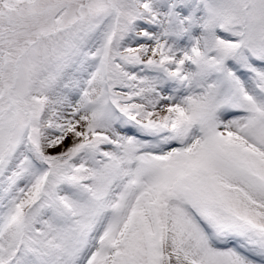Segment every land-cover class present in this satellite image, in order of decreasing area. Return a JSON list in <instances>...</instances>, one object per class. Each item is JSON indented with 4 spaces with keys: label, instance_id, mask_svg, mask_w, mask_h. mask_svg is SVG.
Instances as JSON below:
<instances>
[{
    "label": "snow or ice",
    "instance_id": "6c2138e0",
    "mask_svg": "<svg viewBox=\"0 0 264 264\" xmlns=\"http://www.w3.org/2000/svg\"><path fill=\"white\" fill-rule=\"evenodd\" d=\"M0 264H264V0H0Z\"/></svg>",
    "mask_w": 264,
    "mask_h": 264
}]
</instances>
